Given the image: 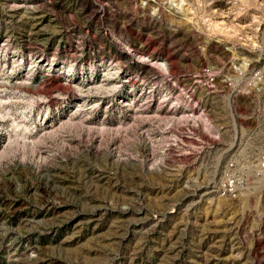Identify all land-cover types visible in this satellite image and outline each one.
<instances>
[{"label": "rangeland", "instance_id": "rangeland-1", "mask_svg": "<svg viewBox=\"0 0 264 264\" xmlns=\"http://www.w3.org/2000/svg\"><path fill=\"white\" fill-rule=\"evenodd\" d=\"M264 0H0V264H264Z\"/></svg>", "mask_w": 264, "mask_h": 264}, {"label": "built area", "instance_id": "built-area-1", "mask_svg": "<svg viewBox=\"0 0 264 264\" xmlns=\"http://www.w3.org/2000/svg\"><path fill=\"white\" fill-rule=\"evenodd\" d=\"M249 64L242 68L232 66L219 74L213 66H203L196 78L203 86L214 90L218 79L226 88L236 94L240 91L241 86L259 83L264 86V68L257 66L249 68ZM264 173V153L257 154L255 157L242 159L237 157H228L224 159L220 170V177L217 181L216 193L220 197L229 199L240 198L252 184L255 183Z\"/></svg>", "mask_w": 264, "mask_h": 264}]
</instances>
